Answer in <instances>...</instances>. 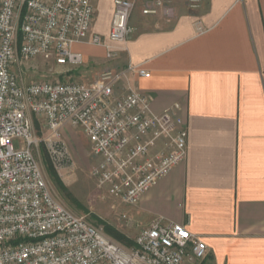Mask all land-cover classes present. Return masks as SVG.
I'll return each mask as SVG.
<instances>
[{
	"label": "built area",
	"instance_id": "2783aa9c",
	"mask_svg": "<svg viewBox=\"0 0 264 264\" xmlns=\"http://www.w3.org/2000/svg\"><path fill=\"white\" fill-rule=\"evenodd\" d=\"M166 1L155 0L143 14H157ZM200 1L190 0L191 8ZM133 9L130 0H114L110 42L133 32ZM94 18V0H0V264H200L207 245L184 226L155 219L128 249L57 201L46 183L35 150L44 143L55 164L68 163L65 127L83 131L92 177L128 205L188 156L178 104L156 114L152 97L129 87L118 92L131 72L148 78L144 70L106 71L89 84L22 81L16 69L30 60L82 66L75 46H104L92 33ZM106 57H113L108 47Z\"/></svg>",
	"mask_w": 264,
	"mask_h": 264
},
{
	"label": "crops",
	"instance_id": "0c3cea01",
	"mask_svg": "<svg viewBox=\"0 0 264 264\" xmlns=\"http://www.w3.org/2000/svg\"><path fill=\"white\" fill-rule=\"evenodd\" d=\"M130 1L125 42L109 41L114 0H94L92 33L104 46L74 49L102 73L148 72L129 73L118 92L152 97L156 114L181 107L187 159L145 192L135 217L200 236L201 264H264V0H201L196 9L167 0L150 15L143 10L155 0Z\"/></svg>",
	"mask_w": 264,
	"mask_h": 264
},
{
	"label": "rangeland",
	"instance_id": "374dc122",
	"mask_svg": "<svg viewBox=\"0 0 264 264\" xmlns=\"http://www.w3.org/2000/svg\"><path fill=\"white\" fill-rule=\"evenodd\" d=\"M24 83L50 81L61 83L89 84L97 80L101 70L84 64L80 67L59 65L56 61L42 59L24 62L22 68ZM39 136L42 123L34 119ZM62 140L68 148V163L58 165L50 158L46 145L42 143L35 150L46 183L53 197L91 224L102 227L106 235L115 242L130 249L141 230L151 223H143L134 215V206L123 203L108 195L107 190L98 185L91 170L95 163L90 153V144L81 129L65 127ZM19 143H15L18 148ZM201 264V263H200Z\"/></svg>",
	"mask_w": 264,
	"mask_h": 264
}]
</instances>
